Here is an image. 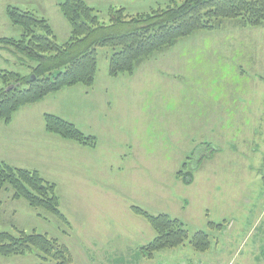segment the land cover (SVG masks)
<instances>
[{
  "label": "rangeland",
  "instance_id": "obj_1",
  "mask_svg": "<svg viewBox=\"0 0 264 264\" xmlns=\"http://www.w3.org/2000/svg\"><path fill=\"white\" fill-rule=\"evenodd\" d=\"M60 1L0 0V37L21 34L6 16L5 7L12 4L47 18L57 42L66 41L70 26L57 6ZM86 1L105 22L110 6H122L135 15L179 3ZM222 25L182 38L130 75L110 76L111 50L100 48L92 87L76 85L49 94L47 113L96 136L97 147H82L48 133L49 140L39 151L36 145L41 142H31L33 154L24 160L56 183L60 210L69 224L43 208L29 207L22 198L13 200L6 184L0 191V231L13 232L16 226L47 233L68 247L72 264H264V143L255 144L258 151H254L241 138L246 146L237 147L238 136L229 134L227 141L236 142H229L211 159L203 157L199 166L203 155L210 156L214 145L220 149L225 141L220 133L209 131L206 104H234L247 93L254 100L258 93L264 95V82L258 79L264 77V68H249L246 59H239L245 47L264 52V27L242 28L233 20ZM0 50V70L25 72L15 54ZM232 52L239 58L231 57ZM224 116L235 124L230 114ZM38 117L42 118L35 114L17 121L41 128ZM180 171L190 172L192 182L177 177ZM134 206L178 218L188 238L148 258L141 246L154 238L155 231L133 211ZM198 230L209 235L205 252L189 243ZM44 262L35 249L21 256H0V264H52Z\"/></svg>",
  "mask_w": 264,
  "mask_h": 264
},
{
  "label": "trees",
  "instance_id": "obj_2",
  "mask_svg": "<svg viewBox=\"0 0 264 264\" xmlns=\"http://www.w3.org/2000/svg\"><path fill=\"white\" fill-rule=\"evenodd\" d=\"M57 6L70 26L69 38L64 42H57L47 18L12 4L5 7L9 22L19 27L21 34L0 37V48L15 54L25 65L24 73L0 70V121L7 125L20 108L37 104L49 94L76 85L92 87L100 48L111 50L108 74L116 77L120 73L132 74L142 62L174 47L186 36L220 29L225 21L233 20L242 28L264 26V0H179L172 6L135 15L122 6H110L107 22L99 18L97 9L86 0H62ZM43 123L48 134L82 147H97L96 136L85 135L76 124L55 113H44ZM177 177H182L185 183L192 182L190 172L180 171ZM6 184L11 187L13 200L22 198L29 207L43 208L65 225L69 224L60 210L56 183L37 169L0 161V191ZM133 211L143 215L155 231L154 238L141 246L148 258L160 249L180 246L188 238L185 224L176 217L167 213L153 215L138 206ZM189 243L194 250L205 252L210 245L209 235L202 230L195 231ZM32 249L37 250L42 261L72 264L68 247L47 233L34 229L27 232L16 226L13 232L0 231V256H21Z\"/></svg>",
  "mask_w": 264,
  "mask_h": 264
},
{
  "label": "crops",
  "instance_id": "obj_3",
  "mask_svg": "<svg viewBox=\"0 0 264 264\" xmlns=\"http://www.w3.org/2000/svg\"><path fill=\"white\" fill-rule=\"evenodd\" d=\"M261 32L264 33V30ZM234 47L235 45L233 46V50ZM237 49L238 51L240 50V48ZM228 50H230V48ZM242 50L243 53H241V58L236 56L235 52L231 53V57L236 56L243 62H245L244 60L246 59V63L247 65H249V68H264V52L259 50H256L254 52V50L246 47ZM241 68L244 67L241 66ZM258 79L264 82L263 76L258 77ZM254 80L256 81L257 77H254ZM243 95L244 98L242 100H235L234 104H227L225 102L218 104L213 101H209V103L206 104V112H208L207 115L210 117L209 131H211L212 135L215 132L220 133L221 135H223V137H225V141H222V148L220 149L219 147L214 145V150L209 152L210 156L203 155L200 159L199 166L203 165V163L205 162L201 161L203 160V157H206V159H211L212 157H214V154H221L219 152L221 151V149H223V147L225 148L226 145L230 146L229 142H236L230 140L227 141V136L229 134L231 137L238 136L239 141L235 143L237 147H241V144H244L246 146L241 138L247 141L248 144H252L251 150L254 151H258L255 144H258L260 142L264 143V95L258 93L259 98L257 100H254L253 97L249 96L248 93ZM46 98L39 101L37 104L26 105L25 107L20 108L17 112H15V116L12 122L8 125L0 121V161H6L16 167L20 166L27 169L32 167L30 164L31 161L24 160L25 157L31 156V154H33V149L30 143L41 142L38 145L33 144L34 146L36 145V149L37 151H39V146L42 147L41 144L44 141L49 140L50 137V135L48 136L47 132L45 131V125L43 123V114L47 113L46 107H48L47 105L49 104V102H45ZM248 98L253 102L247 100ZM39 106L42 107L40 108ZM35 114L36 116L42 117H38L39 120H42L43 125L41 124V128L35 127V125L31 124V122L29 121H17V119L19 118L22 119L27 116H34ZM226 114H230V118H232L235 122L234 125H230V121H228L224 116ZM216 115L222 116V119H217ZM225 123L228 124L227 128H224ZM238 132L240 134V137ZM243 149L245 150V148ZM43 176L46 178L45 175Z\"/></svg>",
  "mask_w": 264,
  "mask_h": 264
},
{
  "label": "water",
  "instance_id": "obj_4",
  "mask_svg": "<svg viewBox=\"0 0 264 264\" xmlns=\"http://www.w3.org/2000/svg\"><path fill=\"white\" fill-rule=\"evenodd\" d=\"M11 88V86L10 87H7V89H10Z\"/></svg>",
  "mask_w": 264,
  "mask_h": 264
}]
</instances>
